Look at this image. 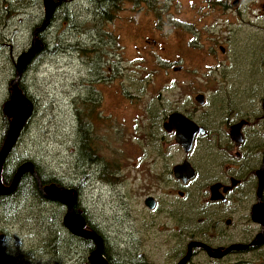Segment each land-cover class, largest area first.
<instances>
[{
    "label": "rangeland",
    "instance_id": "rangeland-1",
    "mask_svg": "<svg viewBox=\"0 0 264 264\" xmlns=\"http://www.w3.org/2000/svg\"><path fill=\"white\" fill-rule=\"evenodd\" d=\"M213 1L63 0L40 34L51 49L21 76L35 110L6 171L31 160L45 180L78 187V206L110 237L111 255L125 257L127 249L161 261L175 255L166 231L154 240L147 224L138 222V212L149 209L148 194L157 196L159 209H191L192 199L179 198L173 188L170 168L147 165L151 158L173 163L185 154L174 133H162L165 117L182 111L202 124L206 112L213 131L225 107L246 114L261 105L264 0H232L227 12ZM108 13L115 15L109 19ZM44 20V0H0V149L11 121L3 107L18 73L17 58L31 47ZM148 35L158 43L146 44ZM178 65L183 69L175 71ZM199 93L206 94V105L195 99ZM83 127L90 133L84 135ZM84 138L95 154L82 150ZM210 140L215 146L213 135ZM161 146L166 154L155 151ZM25 185L0 208V235L6 234L0 236V260L88 263V245L75 242L65 228L67 205L43 199L32 188L27 193Z\"/></svg>",
    "mask_w": 264,
    "mask_h": 264
},
{
    "label": "flooded vegetation",
    "instance_id": "flooded-vegetation-1",
    "mask_svg": "<svg viewBox=\"0 0 264 264\" xmlns=\"http://www.w3.org/2000/svg\"><path fill=\"white\" fill-rule=\"evenodd\" d=\"M129 1L131 2V0ZM238 1L239 0H235L234 3L237 4ZM231 2L232 0H214L213 6L227 12L229 9H232L234 3L231 4ZM262 6H264V1H262ZM227 20L230 19L227 18ZM41 40L43 45V50L41 52L46 49L50 50L51 47L47 45L42 37ZM145 43L154 45L158 43V40L148 35L145 37ZM136 48L139 49L140 47L138 46ZM220 49L224 54L228 51L227 46L224 44L220 45ZM147 52L152 53V49L147 50ZM178 66H174L173 69L178 71L176 69ZM182 69L183 67L179 70ZM204 95L205 102L203 105H206V94ZM169 115L165 117L166 119L163 121V128L164 122L168 119ZM263 121L264 97L261 99V105L258 109L247 111L246 114L225 107L224 118L218 130H209L206 124L205 112L203 123L201 124L198 122L199 125L204 127V133H198L195 136L194 144L189 152H186L184 147L181 146L185 151L181 159L173 163L168 161L158 162L154 158L149 160L147 163L148 166L161 164L163 169L170 168L169 172L172 174L175 183L173 188L176 189L178 197L181 199H192V201L190 200L188 203L191 205V209L187 211L179 209L164 210L158 208L159 199L157 196L148 194L145 197L144 203L149 209H141L138 212L140 214L138 218L139 224L141 220L147 224L148 227L146 228V232H150L154 240H156L158 236H161L160 232L162 231H166L169 237L173 239V250L175 255L172 258L164 259V261L157 258H148L145 256V253L141 251H138L134 255L130 249H127L125 252V257H121L118 253L112 255L108 253L106 249L107 245L110 244V237L106 236L97 225L93 224L84 207L80 206L79 208L80 190L78 187L74 188L78 194V201L75 209L85 218L86 225L84 228L102 237L104 243L103 255L107 263L264 264ZM260 123L262 128L259 127ZM235 127H237V129H234ZM165 130V128H161L162 133L167 131ZM83 132H85L84 135H86L90 133V130L87 128L86 131ZM80 133L82 135V129ZM168 133H174L175 135V131ZM211 135L215 137L214 141L216 147L210 146ZM155 138H159L158 132H155ZM163 138L164 137H162L160 141H162ZM198 142H201L202 145L197 146ZM86 143H90V141L84 138L81 146L84 149L82 150H87L85 147ZM163 149H165V147L161 146L155 151L162 155L166 154L165 151H161ZM89 152L95 154L91 150H87V154ZM157 158H159V156ZM162 159H166V157ZM186 160L191 163V166L195 170V175L184 181L183 178L179 177L178 173L176 174L175 167ZM129 164L136 165L135 163ZM18 166L19 165L10 173L13 177ZM34 167L35 172L41 178L42 184L56 183L60 187H66L63 183L60 184L59 181L45 180L35 162ZM108 170L111 172L110 169ZM5 171L6 169H4L2 173L3 181L6 184H10L11 182L6 181L4 178ZM28 175L36 178L31 172H27L21 178L22 183L23 178ZM85 179L87 178L85 177ZM37 183L39 185V181ZM39 189L42 192L40 185ZM18 190L17 188L14 194H16ZM42 195L44 196L43 193ZM148 197H153L155 201V206L153 208L146 203ZM195 206L197 209H194ZM129 213L130 212H128V215ZM163 218H165V220H163ZM65 228L69 230L75 242H84L88 245L87 247L90 253L88 255V263L86 264H92L89 256L97 247L96 240L92 237L74 234L67 226ZM137 234L133 230L132 235ZM134 248L139 249L140 246H134ZM188 253H190L189 258H185ZM216 253H218L217 256L215 255ZM200 254L204 255V257L200 258Z\"/></svg>",
    "mask_w": 264,
    "mask_h": 264
},
{
    "label": "water",
    "instance_id": "water-1",
    "mask_svg": "<svg viewBox=\"0 0 264 264\" xmlns=\"http://www.w3.org/2000/svg\"><path fill=\"white\" fill-rule=\"evenodd\" d=\"M62 3L63 0H44L45 21L42 26L35 30L31 47L22 52L17 59L16 67L18 73L16 78L11 81V96L3 107L4 113L11 118V121L5 140L0 149V195L8 196L13 194L18 188L22 176L27 172H31L38 179L40 188L46 199L60 201L67 205L68 211L64 216V224L70 229V231L74 234L84 237H92L96 240L97 247L89 256L92 264H108L103 255L104 243L102 237L84 228L86 225L85 218L75 209L78 201V194L74 188L60 187L56 183L43 185L40 176L35 172L34 163L29 160H25L18 166L10 184H5L2 179V172L6 161L18 143L34 108L33 101L20 86L21 76L30 65L32 59L42 50L41 39L38 34L50 24L51 17ZM182 67L183 66H178L176 69L179 70ZM195 98L200 104L205 102V95L203 93H199ZM164 128L168 132L175 131L176 141L184 147L186 152H189L192 148L195 136L198 133L203 134L205 131L204 127L199 125L196 120L179 111H175L169 115L168 119L164 122ZM234 129H237V127ZM175 172L176 174L178 173L179 177L183 178L184 181L195 175L194 168L187 160L176 165ZM146 203L152 208L155 206L153 197H148ZM0 236L1 239H4L6 234L2 233ZM215 255L217 256L218 254L216 253ZM189 256L190 253H188L185 258H189ZM0 264H9V261L3 259L0 260Z\"/></svg>",
    "mask_w": 264,
    "mask_h": 264
},
{
    "label": "trees",
    "instance_id": "trees-1",
    "mask_svg": "<svg viewBox=\"0 0 264 264\" xmlns=\"http://www.w3.org/2000/svg\"><path fill=\"white\" fill-rule=\"evenodd\" d=\"M115 0H102V2H107L109 4H113ZM114 5H112L113 7ZM115 14L113 13L112 15H110L108 13V17L109 19H112L113 16ZM74 31H76V29H74ZM68 47V46H67ZM64 48H66V46H64ZM69 48V47H68ZM40 54V53H39ZM24 90V89H23ZM25 91V90H24ZM8 128H9V125H8ZM87 129L86 127H83V130ZM86 131V130H85ZM6 131H5V134L4 136L6 135ZM91 154V153H90ZM5 180L8 181V182H11L12 181V178L13 176L7 171H5V176H4ZM37 179L31 175H28V176H25L23 178V183L21 181V183L19 184V187H18V191L16 194H19V191H20V188L24 185V184H27L25 185L26 186V192L29 193V188H32L33 190H35L37 192V194L44 199V196L42 195V192L40 191L39 189V185L37 183ZM10 197H7V196H0V208L4 205H7L8 204V201H9Z\"/></svg>",
    "mask_w": 264,
    "mask_h": 264
},
{
    "label": "bare ground",
    "instance_id": "bare-ground-1",
    "mask_svg": "<svg viewBox=\"0 0 264 264\" xmlns=\"http://www.w3.org/2000/svg\"><path fill=\"white\" fill-rule=\"evenodd\" d=\"M53 16H54V15H53ZM53 16L51 17V21H50V23L52 22V18H53ZM44 21H45V20H44ZM42 24H43V23H42ZM40 26H42V25H40ZM40 26H38V27H40ZM38 27H37V28H38ZM47 27H48V26H47ZM37 28H36V29H37ZM36 29H35V30H36ZM45 29H46V28H45ZM45 29H44V30H45ZM35 30H34V32H35ZM44 30H43V31H44ZM43 31H41V32H43ZM41 32L38 34V36H39L40 39H41V37H40ZM33 35H34V34H33ZM41 44H42V40H41ZM42 50H43V45H42ZM42 50H41V51H42ZM41 53H42V52H40V54H41ZM26 94H27V93H26ZM27 96H28V95H27ZM28 97H29V96H28ZM29 98H30V97H29ZM30 99H31V98H30ZM31 100H32V99H31ZM32 101H33V100H32ZM33 103H34V102H33ZM34 110H35V105H34V108H33L32 113H31V117H32V115H33V113H34ZM31 117H30V118H31ZM29 120H30V119H29ZM29 161H31V160H29ZM32 162H33V161H32ZM33 163H34V162H33Z\"/></svg>",
    "mask_w": 264,
    "mask_h": 264
}]
</instances>
